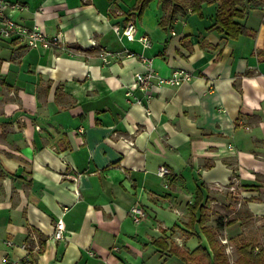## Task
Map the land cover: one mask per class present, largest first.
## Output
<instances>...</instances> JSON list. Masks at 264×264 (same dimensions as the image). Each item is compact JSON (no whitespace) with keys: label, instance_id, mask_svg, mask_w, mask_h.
Here are the masks:
<instances>
[{"label":"crops","instance_id":"0c3cea01","mask_svg":"<svg viewBox=\"0 0 264 264\" xmlns=\"http://www.w3.org/2000/svg\"><path fill=\"white\" fill-rule=\"evenodd\" d=\"M9 1L22 5L18 21L60 33L75 53L0 39V264H184L161 244L209 264L193 253L211 255L190 226L198 196L208 217L237 213L214 230L225 253L241 218L264 220V0L242 1L236 38L210 28L213 2L168 20L158 0L141 12L137 0ZM129 19L134 40L113 29ZM102 48L120 55L104 63ZM149 67L192 79L147 100L134 74ZM58 219L66 239L53 237Z\"/></svg>","mask_w":264,"mask_h":264},{"label":"built area","instance_id":"2783aa9c","mask_svg":"<svg viewBox=\"0 0 264 264\" xmlns=\"http://www.w3.org/2000/svg\"><path fill=\"white\" fill-rule=\"evenodd\" d=\"M22 8L19 2H11L9 0H0V39H7L19 42L30 49L46 50L51 47H57L60 49H66L71 54L75 53L74 50L65 47V42L60 33L48 35L38 24H34L28 27L18 21L15 18V14ZM114 31L125 36L128 40L135 39L136 25L134 20H127L126 24L121 28L118 26L113 27ZM144 47L149 46V38L146 35H140L137 38ZM127 56L131 55L130 52H126ZM99 57L104 63H108L110 59L114 56H119V52H114L102 48L99 50ZM142 59L145 57L140 56ZM146 60V59H145ZM148 65H150L148 63ZM192 79V74L183 68H174L170 75L163 76L159 74L156 70L149 67L145 71L136 72L134 74V84L143 92V95L148 100L150 99L154 92L158 91L162 85L170 84L178 86L184 82H188ZM126 96H133L131 91H126ZM135 98V97H134ZM134 101L137 103H142L141 98H135ZM148 112V110H146ZM82 130V128H80ZM169 173L168 168L164 165H160L157 169V174L161 177L167 176ZM67 206L63 207L65 211ZM133 220L138 222L143 216V209L134 204L130 209ZM53 237L55 239H66L67 234L65 233L62 221L58 219L54 225ZM10 243V242H9Z\"/></svg>","mask_w":264,"mask_h":264},{"label":"trees","instance_id":"16d2710c","mask_svg":"<svg viewBox=\"0 0 264 264\" xmlns=\"http://www.w3.org/2000/svg\"><path fill=\"white\" fill-rule=\"evenodd\" d=\"M140 7V12L144 8V6L150 0H137ZM163 6H169L168 20L173 19L174 15L178 12L179 9H187L191 7L194 11L200 12V6L203 2H213L216 3V12L214 15V21L210 28L222 33L225 37L228 38H236L241 34L246 32V26L242 19L245 17V12L242 8H240V4L244 0H191L189 5H185L184 0H158ZM202 197L195 199L193 203L192 210L198 208L199 216L192 218V223L190 226L193 227L194 223H198V225L202 228L204 234L208 238L210 247H211V255L204 248H196L193 250V253L197 252L203 253L207 262L209 264H264V248H259L258 251L254 250V244L250 241L239 240L236 248L237 255L235 259L230 262L228 257L226 256L222 246L219 244L216 239V232L208 228L205 224V221L208 219L207 210L203 203H201ZM235 221V218H232L228 221V223H232ZM221 225V224H220ZM161 250L166 251L169 255L178 256L184 264H189V258L182 251H176L175 249H171L169 245L161 244ZM31 252V249H29ZM198 262H194L193 264H203L201 258L197 260ZM191 264V263H190Z\"/></svg>","mask_w":264,"mask_h":264},{"label":"rangeland","instance_id":"374dc122","mask_svg":"<svg viewBox=\"0 0 264 264\" xmlns=\"http://www.w3.org/2000/svg\"><path fill=\"white\" fill-rule=\"evenodd\" d=\"M185 5H189V2L191 0H184ZM231 206V205H230ZM226 206L228 209H224L221 206L212 207L209 210V217L207 220L206 226L210 228L211 230H217V227L223 225V223H228L229 220H231L237 213H233V207ZM243 212V207L239 209ZM248 212V211H246ZM243 216V215H239ZM221 224V225H220ZM238 224L240 225V228H242V232L240 235L238 234H232L230 241H232L233 245H230L229 252L225 253L228 257V260L232 262L236 255V248L237 244L240 239L250 241L254 245H257L259 248H264V220L256 219L255 217L246 215L244 218H241L240 222L238 221ZM218 236V234H217ZM175 259H171L170 262H174ZM170 262L168 264H170ZM175 264V263H174Z\"/></svg>","mask_w":264,"mask_h":264}]
</instances>
